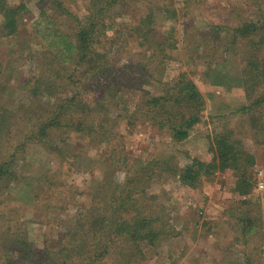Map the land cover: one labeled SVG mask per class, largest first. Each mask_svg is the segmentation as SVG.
Listing matches in <instances>:
<instances>
[{
  "label": "rangeland",
  "instance_id": "rangeland-1",
  "mask_svg": "<svg viewBox=\"0 0 264 264\" xmlns=\"http://www.w3.org/2000/svg\"><path fill=\"white\" fill-rule=\"evenodd\" d=\"M56 1L62 2V8L53 0H7L10 5L24 4L26 9L20 11L19 32L7 36L0 32V110L10 111L9 131L0 132V160L10 157L12 145L16 144L17 151L16 177L10 176L15 178L0 184V264H47L51 254L46 258V250L55 249L60 234L67 232L84 212L83 206L94 190L104 181L125 180L126 163L132 173L140 169V164L145 178L152 176L145 192L155 195L168 214L153 222L164 224L169 232L160 234L152 244L138 246L121 241L124 250L112 248L114 252L101 264H264L261 204L252 199L243 202L241 195L233 191V169L217 172L191 187L171 171L158 175L154 169L165 166V162L143 166L149 159L174 161L182 166L188 153L210 161L215 135L230 129L241 140L240 148L254 156L256 183L262 179L258 172L264 169V144L253 146L252 141L264 138L260 126L264 124V104L247 111L241 109L250 105L264 87L255 74L256 65L264 67V43L258 46L260 35L242 36L234 27L242 19L260 26L264 22V0H118L100 15L105 25L113 21L112 27L107 25L95 32L101 33L102 40L95 46L108 53L105 61L110 66L120 70L114 76L120 85L109 92L113 96L106 110L108 132L91 140L86 129H77L74 121V132H67V127L56 128L52 137L40 144L28 139L33 125L26 113L35 110L43 114L48 100L41 93L37 98L30 96L25 81L45 68L43 77L50 82L57 74L53 68L61 69L56 83L64 96L71 95L67 83L72 80L75 65L69 61L68 49L62 56L59 50L64 45L58 41L65 42L62 35L72 37L79 26L89 22L87 8L91 0ZM156 1L165 9H155L153 32L163 39L172 33L175 47L169 45V39L161 46L152 40L144 43L133 32ZM168 8L175 9L176 15L172 16ZM100 24L98 21L102 28ZM249 59L256 62L251 64ZM244 67L248 69L245 74L250 96L242 84ZM182 73L185 79L195 82L205 106L189 136L174 143L166 130L153 123L145 102L170 90ZM90 80L94 81V89L80 86L86 101L110 90L108 79L92 75ZM49 101L57 100L51 97ZM64 105L67 115L73 113L70 104ZM54 114L50 112L49 117ZM251 116L258 119L256 126ZM60 147L64 150L58 151ZM147 199L145 203L150 205L153 199ZM29 247L36 258L26 256Z\"/></svg>",
  "mask_w": 264,
  "mask_h": 264
},
{
  "label": "trees",
  "instance_id": "trees-1",
  "mask_svg": "<svg viewBox=\"0 0 264 264\" xmlns=\"http://www.w3.org/2000/svg\"><path fill=\"white\" fill-rule=\"evenodd\" d=\"M117 1L91 0L87 8L89 11V22L85 26H79V29L72 37H67L66 35L64 37L62 35L63 40H66L65 42L58 41V43L61 42L64 45V47L62 46L63 50H59L63 52L62 56L65 55L66 49H68L67 51L70 53L69 61L75 65V68H72L74 69L72 71V80L67 83L72 90L71 95L64 96L63 90H59L60 87L56 83L60 78L61 69L53 68V71L57 73L53 81L49 82L43 77L45 68H41L38 74H32L25 81L30 96L37 98L39 93H41L40 95H43L42 98H47L48 100L47 108L44 109L43 114L38 111L36 113L35 110L26 113L29 116L30 123L33 125L31 135L28 138L34 141L33 143L45 144L52 137L51 132L59 127H67V132H74L75 128L72 125L75 122L79 126V128L77 126V129H86L85 134L91 140L97 138L95 137L97 134L101 136L104 132H108L105 127L109 122L106 110L110 107L112 103L111 96H113V93L109 95V92L119 87L120 82L115 80L114 76L120 73V70H116L115 66H110V62L105 61L108 53L102 50L99 51L97 46H95V44L102 41L101 33L96 34L95 32L103 31L102 29L107 25L112 27L113 21L105 25L100 15ZM54 3L57 7L62 8V2L53 0ZM25 9L24 4L10 5L7 0H0V32L2 35H15L20 31L22 22L20 11ZM155 9L164 11L165 7H160L158 1H156L154 6L149 8V12L133 27V32L137 37L143 38L144 43H149L152 40L154 44L161 46L162 44L164 45L165 40L169 39V45L175 47L177 42L175 39L172 42V37H174L172 33H169V36L163 39L160 36L156 37L153 32L154 21L152 16ZM168 9L171 10L172 16L176 15L175 9ZM98 21H101L102 25H100L103 26L102 28L98 26ZM234 30L242 36L260 35L256 43H258V46L262 42L264 43V22L259 26L254 21L242 19L234 27ZM54 35L57 37L56 35L60 34ZM252 41L250 40L249 43ZM139 42L141 43V40ZM262 59V62H264V56ZM247 62L252 64L256 61L249 59ZM256 67L257 72L255 74L259 76L260 82L263 83L264 67H258L257 65ZM51 69L49 68V71ZM113 70L116 71L113 72ZM247 71L248 69H245V67L242 69V77ZM92 75L108 79L111 87H109L110 90L105 95H95L88 102L83 99L81 87L91 86L94 89V81L90 80ZM180 76L181 78L173 84L174 87L171 86L170 90H167L164 94L149 97L145 102L146 111L151 114L150 118L153 123L158 129L166 130L174 143L182 142L189 136L194 125L200 122L205 106V99L195 82L188 78L185 79V73L180 74ZM243 79L242 84L247 86V93L250 96V83L246 74ZM219 83L221 81H218L217 84ZM51 97H55L57 101L50 103ZM30 102L32 105V97ZM64 104H70L73 113L67 115L66 110H63ZM263 104L264 87L259 96L250 105H244L241 110L247 111ZM52 106L54 108L50 111ZM50 112L55 113L54 117H49L51 116L49 115ZM9 115L10 111L8 109L0 110L1 133L8 130L7 120ZM46 116L49 117L48 120L44 124L37 125L38 122L44 121ZM256 119L254 116L250 118L254 126L257 124ZM241 143V140L234 136V131L229 129L215 135L212 147H210L213 153L210 161L190 156L188 153L186 156L187 162L182 166L178 165L177 162H167V160L162 159L146 160L143 166L160 165L165 162V166L158 170L153 168L158 175L164 171H171L182 183L191 187L198 186L203 179L210 178L217 172H224L231 168L236 176L233 191L248 195L255 191L257 184L252 170L255 160L252 153L242 149V147L240 148ZM14 146L12 145L13 151L8 154L10 155L9 158L1 157L0 184L16 177L14 168L17 163L16 144ZM116 148H118V145ZM59 150H64V148L60 147ZM123 160L126 163L125 158ZM136 164H138V161ZM125 165L128 167L125 172V180L123 182L104 181L101 186L96 188L90 196L88 204L86 203L83 206L84 212L75 218L67 232L60 234L55 249L46 250V254H44L47 256L46 258L50 256L48 254H51L47 264H101L106 255L114 252L112 248L116 247L117 249L120 248L121 251L124 250L121 248V241L135 243L138 246L141 243L152 244L154 239L160 234L169 232V228L167 229L164 224H154L153 222L154 220H160L163 215L168 216V214L165 209L166 206L163 203H158L155 195L151 197L145 192V187L152 176L145 178V175L141 173L143 171L140 164H138L140 169L136 168L133 173L130 170L131 167L127 163ZM147 198L153 199L150 205L145 203L148 201ZM242 201L250 203L247 198L242 199ZM241 220H245V218ZM165 224L168 225V221ZM9 240L11 241V239ZM21 243L24 244V241L22 240ZM17 246L21 252L20 242L18 241ZM25 253L26 256L37 257V254L30 247Z\"/></svg>",
  "mask_w": 264,
  "mask_h": 264
},
{
  "label": "crops",
  "instance_id": "crops-1",
  "mask_svg": "<svg viewBox=\"0 0 264 264\" xmlns=\"http://www.w3.org/2000/svg\"><path fill=\"white\" fill-rule=\"evenodd\" d=\"M260 126H261L262 129H264V124L263 125H260ZM252 142H253V146L263 145L264 144V138H262V139H256V140H253ZM262 171H263V175L261 177H262V180H263V183H264V169ZM256 189H257L256 190L257 192H252V193H249L248 195L241 194L239 192H236V193L238 195H241L242 199L247 198L249 200L252 199L253 201L256 200V201L260 202V204H261L260 207L262 208V211H263L262 213L264 214V187L261 190L263 192V193L261 192V194L260 193L258 194V192H260L259 191V188L256 187Z\"/></svg>",
  "mask_w": 264,
  "mask_h": 264
},
{
  "label": "built area",
  "instance_id": "built-area-1",
  "mask_svg": "<svg viewBox=\"0 0 264 264\" xmlns=\"http://www.w3.org/2000/svg\"><path fill=\"white\" fill-rule=\"evenodd\" d=\"M262 175H263L262 170H259V172H258V176L261 177ZM257 185H258V188H259V189H261V188L264 187V183H263L262 179H259V180H258Z\"/></svg>",
  "mask_w": 264,
  "mask_h": 264
}]
</instances>
